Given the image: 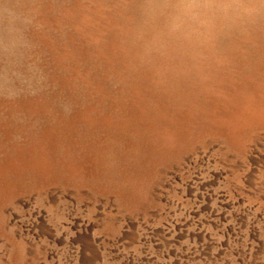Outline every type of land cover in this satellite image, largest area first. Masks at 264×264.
Returning <instances> with one entry per match:
<instances>
[{"label": "rangeland", "instance_id": "rangeland-1", "mask_svg": "<svg viewBox=\"0 0 264 264\" xmlns=\"http://www.w3.org/2000/svg\"><path fill=\"white\" fill-rule=\"evenodd\" d=\"M0 264H264V0H0Z\"/></svg>", "mask_w": 264, "mask_h": 264}]
</instances>
